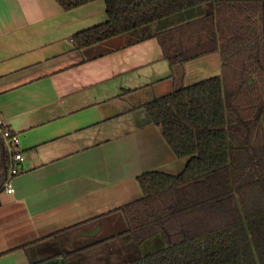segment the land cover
<instances>
[{"label":"crops","instance_id":"obj_1","mask_svg":"<svg viewBox=\"0 0 264 264\" xmlns=\"http://www.w3.org/2000/svg\"><path fill=\"white\" fill-rule=\"evenodd\" d=\"M107 18L104 0H0V119L23 156L0 192V264L127 263L121 208L144 196L138 176L186 166L143 106L220 74L219 54L170 65L147 27L76 49L73 36ZM63 248L75 253L55 257ZM161 249L158 237L139 246Z\"/></svg>","mask_w":264,"mask_h":264},{"label":"trees","instance_id":"obj_2","mask_svg":"<svg viewBox=\"0 0 264 264\" xmlns=\"http://www.w3.org/2000/svg\"><path fill=\"white\" fill-rule=\"evenodd\" d=\"M64 10L94 0H55ZM107 21L76 33V49L204 6L157 32L170 65L218 53L219 75L145 104L179 158L176 175L138 176L144 196L121 208L131 257L119 264H264V0H104ZM11 154L0 137V192ZM161 233L167 247L141 256ZM107 240V239H104ZM75 251L63 248L65 260ZM67 262V261H66Z\"/></svg>","mask_w":264,"mask_h":264},{"label":"built area","instance_id":"obj_3","mask_svg":"<svg viewBox=\"0 0 264 264\" xmlns=\"http://www.w3.org/2000/svg\"><path fill=\"white\" fill-rule=\"evenodd\" d=\"M0 137L4 141L6 147L11 154V165L9 168L8 180L18 172V164L23 161L22 154L16 149L19 145V135L11 131V129L0 119ZM7 180V182H8ZM5 184L4 190L7 193H12L13 188Z\"/></svg>","mask_w":264,"mask_h":264},{"label":"rangeland","instance_id":"obj_4","mask_svg":"<svg viewBox=\"0 0 264 264\" xmlns=\"http://www.w3.org/2000/svg\"><path fill=\"white\" fill-rule=\"evenodd\" d=\"M205 12H206V8L204 6H199V7H196L194 9L184 11V12L177 14L173 17L164 19L157 24L146 26L147 27L146 29H148V30L156 29L158 32H163L169 28H172L174 26H177L179 24H182L184 22H187L189 20L197 18V17L201 16L202 14H204ZM141 29L142 28L135 30L136 31L135 33L140 35L142 33Z\"/></svg>","mask_w":264,"mask_h":264},{"label":"water","instance_id":"obj_5","mask_svg":"<svg viewBox=\"0 0 264 264\" xmlns=\"http://www.w3.org/2000/svg\"><path fill=\"white\" fill-rule=\"evenodd\" d=\"M218 75H219V74H218ZM215 76H216V75H215ZM212 77H214V76H212ZM209 78H211V77H209ZM205 79H208V78H205ZM205 79H202V80H205ZM202 80H200V81H202ZM198 82H199V81H198ZM195 83H197V82H195ZM193 84H194V83H193ZM188 160H189V158H188ZM188 160H187V161H188ZM95 233H96L95 230H93V231H80V232L76 233V234L71 238L70 242H72V240H73L76 236H78V235L91 236V235H94ZM155 237H158V238L164 243V248L167 247L166 240L164 239V237H163V235H162L161 233H157L156 235H154V236H152V237L146 239L144 242H146V241H148V240H150V239H153V238H155ZM144 242H143V243H144Z\"/></svg>","mask_w":264,"mask_h":264}]
</instances>
